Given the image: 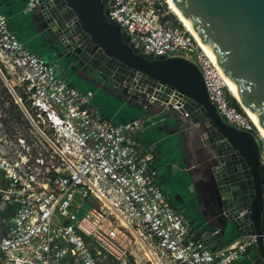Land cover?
I'll list each match as a JSON object with an SVG mask.
<instances>
[{
	"label": "built area",
	"instance_id": "1",
	"mask_svg": "<svg viewBox=\"0 0 264 264\" xmlns=\"http://www.w3.org/2000/svg\"><path fill=\"white\" fill-rule=\"evenodd\" d=\"M35 2L27 0L25 9ZM104 4L107 17L139 52L178 56L196 66L220 119L256 142L264 198V139L210 57L182 26L164 19L152 0ZM0 62L26 124L24 130L7 125L0 109V201L12 206L0 236V264H102L105 258L122 264L120 239L137 244L147 264H235L255 243L256 235L249 234L210 249L188 238L187 225L158 184L153 152L139 144L141 122L104 117L91 106L92 93L78 91L54 65L26 49L1 13Z\"/></svg>",
	"mask_w": 264,
	"mask_h": 264
},
{
	"label": "water",
	"instance_id": "2",
	"mask_svg": "<svg viewBox=\"0 0 264 264\" xmlns=\"http://www.w3.org/2000/svg\"><path fill=\"white\" fill-rule=\"evenodd\" d=\"M105 1L36 0L33 10L57 63L90 86L111 85L138 102L174 107L203 152L205 188L215 215L242 236L256 235L242 255L250 264H264L263 172L252 135L220 119L191 62L141 53L129 43L107 17ZM174 2L264 130V0Z\"/></svg>",
	"mask_w": 264,
	"mask_h": 264
},
{
	"label": "crops",
	"instance_id": "3",
	"mask_svg": "<svg viewBox=\"0 0 264 264\" xmlns=\"http://www.w3.org/2000/svg\"><path fill=\"white\" fill-rule=\"evenodd\" d=\"M27 0H0V13L6 18L9 31L16 35L17 39L33 54L44 61L54 65L59 75L68 80L80 92H91V106L98 108L101 114L113 122H124L138 119L142 124L139 132V144L143 149H149L154 154V165L157 169V181L163 194L172 208L182 217L187 225L191 240L199 239L210 249L224 247L230 242L220 243L218 240L201 239L203 233H198L187 223L185 217L177 206L182 209L188 207V212L199 208L202 217L201 227L207 226L209 222L206 211L213 214L215 207L207 196L205 188V161L203 152L196 143L193 128L177 113L174 107L167 109L171 111L170 118L156 117L159 112L152 103H141L126 97L124 93L111 86H90L83 77L71 74L64 66H59L53 51L49 48L48 38L45 31L40 27V19L33 7L25 9ZM12 82V79H10ZM14 84V83H12ZM166 109V108H165ZM146 114V115H145ZM175 115L176 118H173ZM173 116V117H172ZM4 180L0 175V185ZM12 212L11 205H5L0 201V236L5 234L7 219ZM215 226L207 228L208 235L212 236ZM209 239L208 242L206 240ZM235 264H250L249 260L240 255Z\"/></svg>",
	"mask_w": 264,
	"mask_h": 264
},
{
	"label": "rangeland",
	"instance_id": "4",
	"mask_svg": "<svg viewBox=\"0 0 264 264\" xmlns=\"http://www.w3.org/2000/svg\"><path fill=\"white\" fill-rule=\"evenodd\" d=\"M155 3V6L158 8V12L163 13L164 19H166L170 24L174 25H181L176 20L177 18L175 15L169 10L167 7V4L164 0H152ZM59 66H62L58 62ZM0 70L4 74L5 78H10L9 75L5 72V68L3 67V64L0 62ZM58 74L59 71L57 70ZM12 83H14V90L16 92H19V86H17L15 83V80H12ZM9 84V82H8ZM156 111L159 110L160 113L156 115V117H163L164 119L170 118L171 111H168L162 106L155 107ZM0 109L3 112L4 115V122L9 126H16L19 130H24L25 128V122L21 119V115L19 113V110L14 103V99L12 95L9 92L8 86L3 80L1 74H0ZM146 115V114H145ZM177 115H175L173 118H176ZM96 204V203H95ZM178 209L181 211V214L185 217L187 223H191L193 226V229H196L198 233H203L201 239L204 241L205 238H209L211 240H218L220 243L223 244L226 242H230L237 238L239 236L238 232L234 228V226L227 222L224 218L221 216H217L213 213H210L206 211V214L208 215L209 222L207 226L201 227L200 219L202 217V212L200 213L199 208L194 206V209L190 212H188V207H184L183 209L180 206H177ZM200 221V222H199ZM211 225H214L215 232L212 236L208 235L207 228ZM209 239L206 240V242L209 241ZM120 239V241H116V245L123 249L125 258L124 262L122 264H147L144 262L142 256H141V250L137 247V244H133L132 241L127 242L126 239ZM91 247V246H90ZM130 253V254H129ZM102 264H113V261H110L108 258H105V260L102 262ZM116 264H118L116 262Z\"/></svg>",
	"mask_w": 264,
	"mask_h": 264
},
{
	"label": "bare ground",
	"instance_id": "5",
	"mask_svg": "<svg viewBox=\"0 0 264 264\" xmlns=\"http://www.w3.org/2000/svg\"><path fill=\"white\" fill-rule=\"evenodd\" d=\"M164 1L167 4V7L169 8V10L177 18L176 20L179 22V24L193 37V39L203 49V51L206 53V55H208L210 57L209 52L203 47L198 34L195 32V30L191 26L190 22L181 14L179 7L174 2V0H164ZM211 60L213 61V63L215 64V66L218 68L221 75L223 76L230 94L235 99V101L238 104V106L240 107V109L248 116L251 123L255 127L259 137L264 139V130L261 127H259L258 121L255 119L252 110L248 107L247 104H242L241 98H240L238 92L231 86L227 75L224 73V71L221 69V67L213 59H211Z\"/></svg>",
	"mask_w": 264,
	"mask_h": 264
}]
</instances>
